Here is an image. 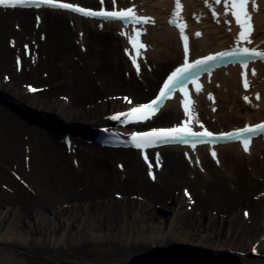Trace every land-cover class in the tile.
<instances>
[{
  "label": "bare ground",
  "instance_id": "obj_1",
  "mask_svg": "<svg viewBox=\"0 0 264 264\" xmlns=\"http://www.w3.org/2000/svg\"><path fill=\"white\" fill-rule=\"evenodd\" d=\"M85 1L101 8L100 0ZM180 2L182 9L174 17L175 0H116L115 9L134 7L154 21L138 25L55 8L0 7V70L10 72L0 87V103L19 109L20 114L11 118L0 107V165L9 170V174L0 171L6 182L5 189L0 187V207L12 211V236L18 238L7 237L11 247L0 249V264H150L154 252L158 255L154 254L152 264H264V137H254L248 151L237 143L155 149L151 162L157 160L161 166L154 165V180L147 177L152 169H146L134 150L90 146L70 137L69 153L59 141L69 134L63 129L88 136L94 133L91 125H106L109 114L126 109L116 95L120 92H111L116 86L125 87L121 97L134 98L133 104L156 92L160 78L185 63L176 24L186 25L188 61L239 47L264 51V0H255L257 11L252 10L251 0L248 5L250 44L237 43L240 28L230 6L224 14L223 0ZM103 4L113 9L112 0ZM174 18L176 23H170ZM122 28L127 35L121 34ZM134 28L142 30L139 40L146 48L130 47L128 36H134ZM4 39L13 44L5 46ZM22 40L28 45L16 57L18 69L9 59L18 53ZM25 49L30 51L28 57ZM126 53L136 58V67ZM24 79L41 84L26 83L23 90ZM40 85V91L29 93V87ZM191 90L188 115L182 99L172 95L154 123L188 122L193 128L203 125L215 132L258 123L264 120V59L216 67ZM21 117L29 118L31 126ZM21 132L28 138L20 139ZM178 184L181 190L189 188L190 198L183 194L174 198ZM174 199L177 211L165 205ZM189 199H194V207L185 204ZM158 204L172 211L168 231L142 233L164 218ZM93 208L101 214L89 218L86 232L76 217ZM142 215L151 222L139 224ZM185 229L190 232L184 234ZM134 235L139 239L134 240ZM184 242L189 243L182 247Z\"/></svg>",
  "mask_w": 264,
  "mask_h": 264
},
{
  "label": "snow or ice",
  "instance_id": "obj_2",
  "mask_svg": "<svg viewBox=\"0 0 264 264\" xmlns=\"http://www.w3.org/2000/svg\"><path fill=\"white\" fill-rule=\"evenodd\" d=\"M222 0H215V3L220 4ZM250 0H223V6L225 9V15L228 14L229 6L231 8V16L234 18L235 23L239 26L240 31L238 33L237 37V43L240 42H247L252 43L250 39L252 26H251V12L248 11V5ZM24 3H43L50 7H58L62 9H68L73 12L80 13L87 17H103L105 19H118V20H128L129 22H133L134 24H143V23H154V21L150 17H138L135 13V8H127V9H121L116 10L115 4L116 0H112L113 4V10L108 11L105 10L103 7H101L100 10L94 11L90 9H85L83 7L74 6L70 3H57L56 0H0V6L4 7H16L18 5H22ZM101 5H103L104 0H100ZM176 3V11L174 12V17L178 16L179 10L182 9V4L180 0H175ZM252 3V10L257 11L258 7L255 3V0H251ZM210 7V5H209ZM213 15L216 16L215 11H213ZM170 23H176V19L169 21ZM226 23H230V21H226ZM177 27H179L181 32V39L184 42V52H185V64L181 68H177L167 79L165 84L163 85V88L160 91L159 96L154 99L149 104L139 105L136 107L131 108L126 113H120L117 115H114L111 117L113 120H121L123 117L125 120H147L150 118L152 114L155 113L159 109V107L162 106L163 101L167 99L173 91H175L176 87H183L184 86V80L183 78L190 73L193 69L201 68L210 62L216 60L217 58H223L226 55H252L259 57L261 59H264V51H257L255 48L249 49V48H243L237 53L236 51H233L231 53H218L216 56H207L203 59H198L194 63L189 64L187 57L189 54V46H188V37L185 35V27L186 25L182 24H176ZM231 30V29H229ZM134 36L130 35L128 36L129 42L133 45L134 48L144 49L146 48V45H144L142 42L138 41V37L142 35L141 29H133ZM122 35H127L126 33L122 32ZM195 35L199 36L200 33H195ZM135 63V59L133 60ZM244 67H247V65H243ZM137 70L139 71V68L137 66ZM253 75H255V72L253 70ZM196 90L199 92L200 85H196ZM244 87L247 89L249 87V82L246 78L245 74V80H244ZM32 91H35V89H30ZM183 95L185 97L188 96L187 92H184ZM211 98V97H209ZM259 95H257V99H259ZM244 99L247 101L248 97L245 96ZM125 100L128 103H132L131 100H128L125 98ZM184 112L186 115L190 112V102L188 100H182L181 101ZM194 103V102H192ZM191 120V116L189 117ZM203 127V125H201ZM256 132H264V124H257L255 126H249L245 127L237 132V136H241L244 133H256ZM227 137H231V134H226ZM213 137V133L207 131L205 129L203 132H193L190 127H188V122H185L182 126H177L173 128H161V129H152L149 132H136L132 133L131 140L133 145L137 149H146L149 147L154 146L156 143H166L169 141L179 140L180 142H189L190 140L194 141L193 147L195 146V142L199 143H205L208 142ZM244 150L248 151V142H243ZM213 157H215L216 153H212ZM147 159V157H145ZM157 159L159 157L157 156ZM218 162V161H217ZM188 195V193H185ZM190 198V197H189ZM247 215V213H246Z\"/></svg>",
  "mask_w": 264,
  "mask_h": 264
},
{
  "label": "rangeland",
  "instance_id": "obj_3",
  "mask_svg": "<svg viewBox=\"0 0 264 264\" xmlns=\"http://www.w3.org/2000/svg\"><path fill=\"white\" fill-rule=\"evenodd\" d=\"M73 1H79V3H82V4H85V5H91V6H96V4L93 2V3H87L85 0H73ZM11 23V27L13 28V29H16L17 28V26H15V24L14 23H12V22H10L9 21V24ZM21 43H20V45H19V47H18V53H14L12 56L10 55V62H11V64H12V67H14V64H16L15 63V60L14 59H16V57H17V55H19V58L21 57V55H23L22 54V52H23V48L24 47H26L28 44H25L24 43V40H22V41H20ZM13 44V42L11 41V39H10V41L9 40H5L4 39V45L5 46H7V47H10L9 45H12ZM76 56L74 55V56H72V58L74 59ZM101 65V64H100ZM18 68V67H17ZM19 69V68H18ZM54 74H56V71H55V73ZM9 76H10V72H8V70H6V69H2V70H0V87H2L4 84H3V82L4 81H8L9 80ZM123 76H125L126 77V75H123ZM30 81V82H29ZM26 83H33L34 85H39V84H41V82H39V81H36V80H27V79H24L22 82H21V86H22V88H23V90H26V88L27 87H25L26 86ZM27 84V85H28ZM40 86H42V85H40ZM132 90H133V87L134 86H129ZM112 93L113 92H120V94H123L124 92H125V87H118V86H116V88H114V89H112V91H111ZM30 95V94H29ZM31 95H33V94H31ZM113 95H115V94H113ZM32 97H34V96H32ZM122 102H124L125 104H127V102L125 101V98H123V97H118ZM142 98H144V97H142ZM141 98V99H142ZM10 104V103H9ZM0 107L1 108H3V112L5 113V115H7V116H11V118L13 117V118H15V117H17L18 115L20 116V114L19 113H17L19 110L17 109V108H13L12 106L10 107V105L8 106V105H6L5 103H0ZM41 109H44V110H46V111H49V109L47 110L46 108H41ZM16 110H18V111H16ZM21 120H26L25 122L28 124V126H31V121H28L29 119H24L23 117H21L20 118ZM39 126V125H38ZM42 127V126H41ZM44 129H45V127H43ZM23 133V134H22ZM19 136H20V139H21V136H22V138H24V140L25 139H27L28 138V136L24 133V132H21L20 134H19ZM59 139H61V138H59ZM60 141V140H59ZM61 142V141H60ZM62 143V142H61ZM27 145H25V148H27L26 147ZM7 170V172L9 171L8 169H6V166L5 165H0V171H6ZM8 174H9V172H8ZM144 175H145V173H144ZM11 177L13 178V174L11 173ZM15 177V176H14ZM180 186H182V184H178L175 188H174V198H177V197H179V196H181L183 193H185V192H183L182 190H181V188H180ZM0 187H2L3 189H5L6 188V182L3 180V179H1L0 178ZM186 188H188V187H186ZM185 188V189H186ZM189 189V188H188ZM185 204L189 207H192L193 205L191 204V201H186L185 202ZM184 204V208H185V210H188V209H186V205ZM165 205H169V206H171V208H173L175 211H177L178 210V205H177V200L176 199H174V200H169V201H167L166 203H165ZM163 205L162 204H158V206H157V208L156 209H158L159 211H161V212H163L162 214H163V219H162V221L161 222H159L155 227H153L151 230H146L145 232H142V233H147V232H150V231H156V232H167L168 231V229H169V227H170V223L172 222V211H170V208L169 209H165V208H163L162 207ZM194 207V206H193ZM8 208L9 207H6V206H1L0 207V238L2 239V240H0V249H7V248H9V247H11L10 246V243H9V240L7 239V237L8 236H10L11 235V240H14V237L15 238H17V235L16 236H12L13 235V233H12V227H13V224H14V220H13V218H14V215H13V213H12V211H9L8 210ZM243 208H244V206H240L239 207V213L241 212L242 213V210H243ZM193 209V208H192ZM192 209H189V211H193ZM246 212H248V210H245ZM86 213V214H85ZM81 212V213H79L80 215H78L76 218H77V220H76V222L77 223H80L81 225H82V227H84L83 228V230L84 231H88V229H89V225L91 224V220L89 219V218H91V217H94V216H98V215H100L101 214V212L100 211H98L96 208H93V210H90L89 212L88 211H86V212ZM246 214V213H245ZM245 214H243V215H245ZM142 216H145V215H142ZM245 216H248V215H245ZM146 217V216H145ZM143 217V219H142V222H143V224L140 222L139 224H141V225H144V222H147L148 223V219H149V222H151L150 221V217ZM76 223V224H77ZM177 223H179V222H176V226L177 227H179V224H177ZM139 226V225H138ZM140 227V226H139ZM184 234H188L190 231H188L187 229H185L184 230ZM11 233V234H10ZM142 235V234H141ZM140 235V236H141ZM21 236V234H19V237ZM144 236V235H143ZM18 239V238H17ZM133 239L134 240H138L139 239V237H136V235H134L133 236ZM144 240V239H143ZM188 243L189 242H184L183 244H182V247L183 246H186V245H188ZM200 246H203L204 247V245H200ZM121 249V248H120ZM134 254H137V252H135ZM154 254H157L158 255V253H156V252H154L153 254H151V256L149 257L151 260L149 261L150 262V264H152V262H153V260H154V258H156V256L154 255ZM129 258V257H128ZM63 259L64 258H60V260L61 261H63ZM130 259V258H129ZM80 264H84L83 262L82 263H80Z\"/></svg>",
  "mask_w": 264,
  "mask_h": 264
}]
</instances>
